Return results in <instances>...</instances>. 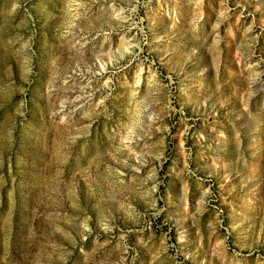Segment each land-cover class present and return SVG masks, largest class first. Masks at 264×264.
<instances>
[{
    "label": "rangeland",
    "instance_id": "obj_1",
    "mask_svg": "<svg viewBox=\"0 0 264 264\" xmlns=\"http://www.w3.org/2000/svg\"><path fill=\"white\" fill-rule=\"evenodd\" d=\"M0 264H264V0H0Z\"/></svg>",
    "mask_w": 264,
    "mask_h": 264
},
{
    "label": "bare ground",
    "instance_id": "obj_2",
    "mask_svg": "<svg viewBox=\"0 0 264 264\" xmlns=\"http://www.w3.org/2000/svg\"><path fill=\"white\" fill-rule=\"evenodd\" d=\"M113 10H114V9H113ZM114 11H115V13H116L119 17H124V16H122V15H119V12H118L119 9H118V10L115 9ZM109 33H110V31L107 32V35H108Z\"/></svg>",
    "mask_w": 264,
    "mask_h": 264
}]
</instances>
